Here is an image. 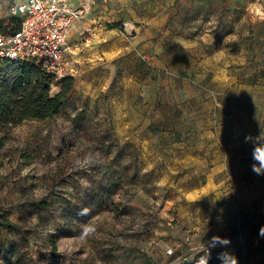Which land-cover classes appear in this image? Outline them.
Segmentation results:
<instances>
[{
	"label": "rangeland",
	"instance_id": "rangeland-1",
	"mask_svg": "<svg viewBox=\"0 0 264 264\" xmlns=\"http://www.w3.org/2000/svg\"><path fill=\"white\" fill-rule=\"evenodd\" d=\"M135 26V57L80 52L60 115L5 140L0 220L18 229L0 227V264H190L215 246L192 249L220 218L185 208L212 205L231 144L264 139V0H135Z\"/></svg>",
	"mask_w": 264,
	"mask_h": 264
},
{
	"label": "crops",
	"instance_id": "crops-1",
	"mask_svg": "<svg viewBox=\"0 0 264 264\" xmlns=\"http://www.w3.org/2000/svg\"><path fill=\"white\" fill-rule=\"evenodd\" d=\"M124 22L135 25V0L98 1L86 19L77 23L69 34L68 57L74 62L76 71L77 61L89 57V55H79L78 59L76 55L87 51L93 44L96 45L95 52H98L103 60L112 61L125 54L135 57V33H139L140 28L135 26L136 32L129 36L122 32V27L121 35L117 29L109 27L120 23L122 25ZM89 26L94 28V36L92 42L86 45L84 36ZM262 140L243 137L231 144L224 153L225 158L221 159L226 160V163L215 165L214 174L217 175L207 185L215 187L210 201L212 205L185 208L188 212L195 211V216L201 219L207 216L211 208V212L221 220L217 226L204 234H198L196 244L192 248L195 251L199 250L203 243H215L216 257L212 264H264V145ZM241 235L242 238H240ZM187 251L183 247L176 252L175 257L182 258Z\"/></svg>",
	"mask_w": 264,
	"mask_h": 264
},
{
	"label": "built area",
	"instance_id": "built-area-1",
	"mask_svg": "<svg viewBox=\"0 0 264 264\" xmlns=\"http://www.w3.org/2000/svg\"><path fill=\"white\" fill-rule=\"evenodd\" d=\"M99 0H19L9 8L11 18H20L17 31L0 34V61L31 63L57 81L74 78V62L68 57L71 29L82 22ZM107 2V0H102ZM123 33L132 36L135 25L122 23ZM94 28L85 30L84 43L90 44ZM264 145V139L262 140ZM242 238V236H240ZM214 245L200 252L190 264H212Z\"/></svg>",
	"mask_w": 264,
	"mask_h": 264
},
{
	"label": "trees",
	"instance_id": "trees-1",
	"mask_svg": "<svg viewBox=\"0 0 264 264\" xmlns=\"http://www.w3.org/2000/svg\"><path fill=\"white\" fill-rule=\"evenodd\" d=\"M10 19L9 23L0 25V34L12 33L20 28V18ZM121 26L120 23L109 27L120 29ZM55 81L54 76L34 64L0 61V152L8 136L23 122L46 121L60 115L75 80L66 78L58 81L61 83L60 91L53 94ZM0 227L18 229L16 224L7 219L0 220Z\"/></svg>",
	"mask_w": 264,
	"mask_h": 264
}]
</instances>
